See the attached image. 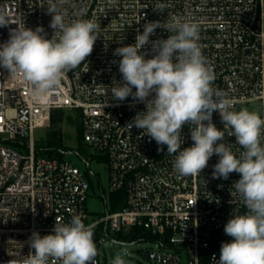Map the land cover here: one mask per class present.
I'll return each mask as SVG.
<instances>
[{
    "label": "built area",
    "instance_id": "1",
    "mask_svg": "<svg viewBox=\"0 0 264 264\" xmlns=\"http://www.w3.org/2000/svg\"><path fill=\"white\" fill-rule=\"evenodd\" d=\"M50 2L0 0V10L12 23L0 27V44L17 26L33 30L42 26L51 39ZM161 3L166 7L159 13L156 6ZM62 7L69 20H93L98 39L91 55L67 71L45 101L37 102L27 82L0 68V264H19L31 250L34 231L52 234L56 218L67 223L80 214L85 225L93 227L95 264H101L104 246L133 243L146 239L144 235L164 250H148L156 253L151 258H159L160 264H182V255L187 256L185 264H218L222 243L233 239L225 234V224L232 215L247 212L233 187L240 175L233 172L228 179H214L213 166L219 160L214 154L200 175L181 176L166 145L158 146L142 135V129L127 128L145 110V103L131 96L112 99L113 82L122 81L121 57L113 53L134 44L147 22L167 23L178 17L195 23L202 53L215 76L213 87L230 100L232 110L261 102L264 118V0H66ZM170 34L157 28L150 40ZM142 51L146 59L154 55L151 45ZM55 109L80 113L88 154H77L88 172L65 160V148L53 157L37 155L34 132L50 127ZM212 122L224 129L218 112L212 114ZM190 131L185 124L181 149L193 145ZM224 142L233 145L237 155L243 151L234 136L225 133ZM92 162L106 163L109 195L123 190L126 202L113 212L104 196L105 214L90 222L85 208L89 178L98 175Z\"/></svg>",
    "mask_w": 264,
    "mask_h": 264
},
{
    "label": "clouds",
    "instance_id": "2",
    "mask_svg": "<svg viewBox=\"0 0 264 264\" xmlns=\"http://www.w3.org/2000/svg\"><path fill=\"white\" fill-rule=\"evenodd\" d=\"M65 2L51 0L47 7L52 17L51 39L42 26L35 30L17 26L0 44V68L27 82L37 102L45 101L65 73L91 55L98 39V25L91 19L69 20L62 7ZM165 7L158 4L156 11ZM9 24L7 13L0 10V27ZM157 28L171 34L150 40ZM198 41V26L181 18L145 23L134 44L114 50V56L121 57L122 81L113 82L112 99L124 101L131 96L145 103V110L127 128L142 129V135L158 146L166 145L167 153L175 156L174 170L181 176L200 175L214 154L219 157L213 166L214 179H228L233 172L240 175L233 187L247 212L232 215L225 224V234L233 239L222 243L218 264H264V118L247 109L232 110L230 100L213 87L215 76ZM148 45L154 55L146 59L142 50ZM214 112L219 113L223 130L212 122ZM185 124L194 143L181 149ZM225 133L234 136L243 149L239 155L224 142ZM29 243L31 250L19 264H95L98 254L93 227L85 225L82 214L72 215L67 223L56 218L52 234L41 236L34 231ZM112 264L125 261L117 254Z\"/></svg>",
    "mask_w": 264,
    "mask_h": 264
},
{
    "label": "rangeland",
    "instance_id": "3",
    "mask_svg": "<svg viewBox=\"0 0 264 264\" xmlns=\"http://www.w3.org/2000/svg\"><path fill=\"white\" fill-rule=\"evenodd\" d=\"M241 109H247L258 114L262 113V104L259 101L252 102L251 104H244L237 106L236 111ZM78 111L65 110L64 121L61 125L62 137L67 154L65 160L72 165L79 168L82 172H88V168L84 161L77 154L85 156L88 154L85 149L80 148V140L78 137V130L80 129V116ZM51 132L50 128H38L34 132V143L38 156H43L39 149L46 145L47 138ZM27 141V140H26ZM85 145V144H84ZM24 153H27L26 149H23ZM91 169L97 173L98 177L89 178L91 188L88 192L87 201L85 203L86 211L89 215V221L97 219L103 216L106 212L105 197L109 205V177L106 163L92 162ZM100 178V181L99 179ZM105 196V197H104ZM153 250L164 252L157 243L153 240L143 239L136 240L133 243L127 244H109L104 246L100 254L101 264H112L115 256L120 254L125 261V264H160L159 258L152 259L149 256H145V251ZM182 264L187 261V256L182 255Z\"/></svg>",
    "mask_w": 264,
    "mask_h": 264
},
{
    "label": "trees",
    "instance_id": "4",
    "mask_svg": "<svg viewBox=\"0 0 264 264\" xmlns=\"http://www.w3.org/2000/svg\"><path fill=\"white\" fill-rule=\"evenodd\" d=\"M65 110L55 109L51 114L50 129L51 132L47 138L46 145L43 148H40L39 151L43 156L53 157L56 155V152L59 148H63L64 142L62 137L61 125L64 121ZM80 114V113H79ZM80 116V115H79ZM78 137L80 140V148L85 149V145L82 139L81 127L78 130ZM99 160H106L104 157H99ZM126 202L125 192L123 190L114 192L110 194V210L119 211L121 210ZM148 239L147 235H144Z\"/></svg>",
    "mask_w": 264,
    "mask_h": 264
},
{
    "label": "water",
    "instance_id": "5",
    "mask_svg": "<svg viewBox=\"0 0 264 264\" xmlns=\"http://www.w3.org/2000/svg\"><path fill=\"white\" fill-rule=\"evenodd\" d=\"M145 256H150L152 258H155L156 256V253L155 252H152V251H145Z\"/></svg>",
    "mask_w": 264,
    "mask_h": 264
}]
</instances>
